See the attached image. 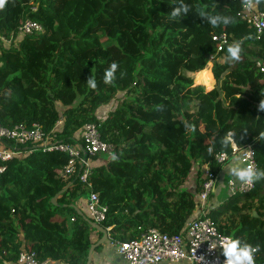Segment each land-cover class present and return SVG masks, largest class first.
I'll return each instance as SVG.
<instances>
[{"label":"trees","instance_id":"obj_1","mask_svg":"<svg viewBox=\"0 0 264 264\" xmlns=\"http://www.w3.org/2000/svg\"><path fill=\"white\" fill-rule=\"evenodd\" d=\"M248 1L264 10V0ZM181 6L187 13L169 16ZM240 7L241 0H5L1 125L38 123L48 133L61 119L56 139L71 144L84 124L94 123L116 158L92 169L90 189L79 183L78 169L62 174L64 153L30 146L9 161L0 174V264L14 263L21 250L39 261L85 264L95 230L73 205L90 191L108 210L100 225L120 243L150 227L180 232L194 215L201 167L222 170L217 154L231 159L250 145L256 168L264 169V72L255 65L264 58V39L240 20ZM201 11L232 23L213 28ZM26 20L42 32L14 41ZM219 35L228 43L217 53L212 37ZM235 42L238 61L227 57ZM211 55L213 84L206 90L185 73L204 69ZM112 63L118 67L109 85L103 75ZM87 77L95 78V89ZM118 93L124 98L100 117ZM229 132L235 135L225 148ZM209 217L222 234L257 248L255 262L264 264V180L245 194L224 195Z\"/></svg>","mask_w":264,"mask_h":264},{"label":"built area","instance_id":"obj_2","mask_svg":"<svg viewBox=\"0 0 264 264\" xmlns=\"http://www.w3.org/2000/svg\"><path fill=\"white\" fill-rule=\"evenodd\" d=\"M249 4L251 6H248ZM237 15L240 20L255 29L258 39H264V10L258 8L252 1L241 0ZM42 30L38 23L26 20L18 29L14 40L26 34L42 32ZM212 40L219 43L217 53L222 50L224 44L228 43L225 35L214 36ZM215 59V56H209L208 63ZM255 65L264 72V58L255 60ZM60 123L57 122L48 133L38 123H33L30 127L25 124L4 127L0 123V174L4 172L9 161L22 156L27 148L32 146L44 151L66 154L68 161L62 168V174L70 176L78 169L79 183L90 189L89 176L92 169L97 166L96 159L99 156H105L107 160L111 159L115 156L114 149L101 139L94 123H86L82 126L76 137V143L57 142L56 131ZM232 150L233 154L237 151L234 143H232ZM235 156L243 157L249 166L256 168L254 151L250 145L238 151ZM229 159L226 153L215 156L217 164L223 166ZM204 168L200 191L196 196L194 215L186 221L180 232L169 233L150 227L138 239L120 243L111 241L116 253L127 264H226L222 256V247L225 241L232 237L219 232L209 217V211L213 206L210 195L214 194L217 189H221L223 185L217 187L219 174L215 175L206 165ZM254 185L255 181L249 184L228 180L225 188L230 195L245 194L253 189ZM107 211V207L100 203L98 194L90 191L85 201L87 219L100 225L106 220ZM106 230L108 232L109 228ZM255 256L256 252L254 259ZM11 264H56V261L49 259L39 261L33 254L21 250L16 261ZM255 264L263 263L255 262Z\"/></svg>","mask_w":264,"mask_h":264},{"label":"clouds","instance_id":"obj_3","mask_svg":"<svg viewBox=\"0 0 264 264\" xmlns=\"http://www.w3.org/2000/svg\"><path fill=\"white\" fill-rule=\"evenodd\" d=\"M5 0H0V7H3ZM248 6H251L250 4ZM187 13V6H181V8H175L170 13V17H176L181 12ZM201 16H207L209 23L215 28L219 23L223 25H229L232 23V17L217 14L215 16H209L207 12L201 11ZM240 42H235L227 46V57L230 60L238 61L241 54ZM208 63V62H207ZM117 64L112 63L108 69L105 70L103 75V82L105 84H112L115 79V73L117 70ZM86 83L90 89L97 87L96 80L93 77H87ZM260 109L264 110V105L260 104ZM234 132H229L221 140V144L227 148L228 144L232 141ZM212 149H209L211 152ZM116 157L113 156L112 159ZM228 174L235 178L238 182L252 183L253 181L264 180V169L253 168L249 166L245 159L241 156L233 157V162L228 168ZM87 218V217H86ZM258 251L252 245L243 243L239 238L227 239L222 247V256L226 264H255L254 254Z\"/></svg>","mask_w":264,"mask_h":264},{"label":"crops","instance_id":"obj_4","mask_svg":"<svg viewBox=\"0 0 264 264\" xmlns=\"http://www.w3.org/2000/svg\"><path fill=\"white\" fill-rule=\"evenodd\" d=\"M61 125V123L59 124V126ZM57 127V128H60V127ZM57 140V139H56ZM58 142V141H57ZM108 160L106 159L105 156H99L97 159H96V164L97 165H101V164H105ZM233 162V157L226 163V165H224L222 167V170L220 171L219 173V177L222 176V188L221 189H217L215 194H214V197L212 198V203L215 204L216 202H218V200H222L224 198V195L227 194V190L225 188V184L228 180H234L235 182H238L235 180L234 177L230 176L228 174V168L229 166L232 164ZM204 166L201 167V176H203V172H204ZM196 171L193 170L192 171V174L190 175L188 181L185 183V187L192 190L193 188V185L195 184V178H196ZM194 175V176H192ZM191 178H193L194 180V184L191 185ZM226 190L223 191V190ZM89 194V193H88ZM88 194H87V197L85 199H79L78 200V203H76V206L79 208V210L84 214V216L86 215V212H85V208L83 207V204L85 206V201L87 200L88 198ZM215 202V203H214ZM98 234L97 232L95 231H92L91 233V240L93 243H95L99 238L97 237ZM98 238V239H97ZM112 240L110 239L109 237V234H108V238L107 240L102 244V245H99L98 249L96 250V248L94 249L92 255H91V260H90V263L89 264H127L126 261L124 259H122L117 253H116V249L114 247V245L112 244L111 242ZM92 243V244H93ZM56 264H62L61 262H56Z\"/></svg>","mask_w":264,"mask_h":264},{"label":"rangeland","instance_id":"obj_5","mask_svg":"<svg viewBox=\"0 0 264 264\" xmlns=\"http://www.w3.org/2000/svg\"><path fill=\"white\" fill-rule=\"evenodd\" d=\"M7 39H4L3 37H0V41H2L4 44H6V45H8L7 43H5L4 41H6ZM14 41H18V40H14ZM6 42H8L9 43V41H6ZM212 63L213 62H209V63H207L206 64V67L205 68H208V72H209V74H210V77H209V84H207L206 86H205V84L203 83V80H204V78L203 79H199V78H197V74H198V72H194V73H185L188 77H190L191 79H192V81H193V83L194 84H200V85H204L203 87L206 89V90H208L211 86H212V84H213V79H212V75H211V73H210V71H211V68H212ZM207 74V73H206ZM215 81V80H214ZM124 93H118L116 96H115V98H114V100H112L111 101V103H108L106 106H104V108H101L97 113H98V115L100 116V117H103V116H105L106 115V113L111 109V108H113L118 102H120L124 97ZM59 106V105H58ZM58 122H61V119L58 121ZM192 176H194V175H192ZM220 179H219V182H218V184H217V187H221L220 185L222 184V176L221 177H219ZM191 185H193L194 184V180H193V178H191V183H190ZM223 191H225L226 192V190L224 189ZM87 197V195H84L81 199H85ZM83 207L85 208V206H84V204H83Z\"/></svg>","mask_w":264,"mask_h":264},{"label":"water","instance_id":"obj_6","mask_svg":"<svg viewBox=\"0 0 264 264\" xmlns=\"http://www.w3.org/2000/svg\"><path fill=\"white\" fill-rule=\"evenodd\" d=\"M67 189V187H65L64 189H62L60 191V193H62L63 191H65ZM57 197V195H55L53 198H52V203L53 204H56L55 202V198ZM73 208L82 216H84V214L79 210V208L76 206V205H73ZM252 216L253 217H257V214L255 212V210L252 211ZM85 217V216H84ZM86 219V217H85ZM88 220V223L90 224V226L97 232H99L101 234L100 238L93 244L90 245L89 249H88V252H87V260H86V263L85 264H89L90 263V260H91V255L94 251V249L96 247H98L99 245H102L108 238V232L105 228H103L101 225L99 224H96L92 221H90L89 219Z\"/></svg>","mask_w":264,"mask_h":264},{"label":"bare ground","instance_id":"obj_7","mask_svg":"<svg viewBox=\"0 0 264 264\" xmlns=\"http://www.w3.org/2000/svg\"><path fill=\"white\" fill-rule=\"evenodd\" d=\"M196 73V72H195ZM207 73V74H206ZM205 77V78H204ZM209 77H210V74L208 72V68H204L200 71H198V74H197V78H199L200 80L204 78L203 80V83L205 84V86L207 84H209ZM204 86V85H203Z\"/></svg>","mask_w":264,"mask_h":264}]
</instances>
